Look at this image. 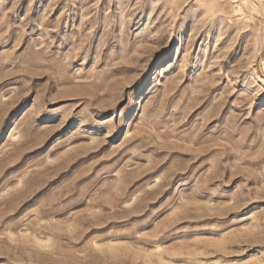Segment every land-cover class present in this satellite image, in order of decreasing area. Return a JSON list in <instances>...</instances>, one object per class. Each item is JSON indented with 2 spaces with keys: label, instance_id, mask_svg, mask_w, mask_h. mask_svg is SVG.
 Listing matches in <instances>:
<instances>
[{
  "label": "rangeland",
  "instance_id": "374dc122",
  "mask_svg": "<svg viewBox=\"0 0 264 264\" xmlns=\"http://www.w3.org/2000/svg\"><path fill=\"white\" fill-rule=\"evenodd\" d=\"M0 264H264V0H0Z\"/></svg>",
  "mask_w": 264,
  "mask_h": 264
}]
</instances>
